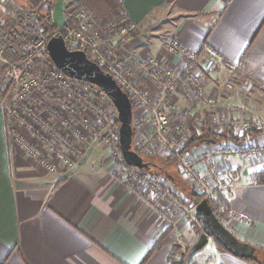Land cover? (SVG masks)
I'll return each instance as SVG.
<instances>
[{"label":"crops","instance_id":"1","mask_svg":"<svg viewBox=\"0 0 264 264\" xmlns=\"http://www.w3.org/2000/svg\"><path fill=\"white\" fill-rule=\"evenodd\" d=\"M44 10L36 0H0V40L26 15L33 19L30 14ZM78 10L101 25L126 15L137 26L123 52L131 62L159 55L180 65L165 51L174 35L201 61L208 48L217 49L239 71L228 76L218 67L207 74L195 117L213 123L252 119L264 126V0H54L51 13L71 22ZM4 73L0 62V264H172L171 255L187 248L186 264H256L218 250L213 238L191 251L202 227L172 209L177 221L171 223L117 180L95 151L78 169L42 172L11 138L1 103ZM167 105L187 113L191 102L179 89ZM204 150L192 149L195 156ZM212 163L236 175L234 195L221 192L229 211L220 219L257 248L256 256L264 250V154L215 155ZM204 165L198 164L206 173Z\"/></svg>","mask_w":264,"mask_h":264},{"label":"built area","instance_id":"2","mask_svg":"<svg viewBox=\"0 0 264 264\" xmlns=\"http://www.w3.org/2000/svg\"><path fill=\"white\" fill-rule=\"evenodd\" d=\"M39 1L52 11L54 0ZM136 30L137 26L131 23L126 15H119L112 18L108 24L101 25L96 24L94 18L85 10H78L74 20L71 22L66 21L56 29L52 36L62 34L66 39L67 45L69 43L68 47L70 49L86 51L87 55L103 69L111 73L129 94L134 110L135 105L146 109V113L143 116V121L145 122L143 123H151L154 131L148 134L145 148L149 142L157 140L159 148L157 147L156 149L158 151H167L178 157L183 177L190 180L198 192L211 195L220 191L225 192L226 196L232 197L236 187V175L231 169H221L213 165L212 158L215 155L229 156L234 153L251 158L264 152V146H259L254 138L246 139L239 144L222 142L221 147L218 148L217 146L214 147L215 145L205 146L207 153L201 159L194 160L188 151L183 149L184 151L180 152V148L177 147V141H181L184 134L186 138V134H188L185 124L180 123L181 129L180 132L178 131L179 133L177 132L180 140L173 141L170 137L172 122L167 102L177 90L182 89L191 102V107L186 114L192 115L191 113L200 104V96L205 91L204 83L207 74L220 67L228 76H233L238 73L239 67L226 60L222 53L214 48H208L206 57L201 61L200 54L190 49L185 41L177 35L167 40L165 51L169 55L179 57L181 60L180 65L172 66L166 58L159 55L148 56L145 62H138L133 65L121 54V50L134 40ZM52 36L35 43L25 44L19 47L18 52L14 50V53H18L21 56L20 62L9 61L4 55V49L0 46V59L8 67L7 87L1 103L8 114L18 116L19 103L26 101L35 91L45 93L50 87L54 86L69 90L79 101L83 100V93L87 92H99L102 97L110 99L99 86L72 78L52 61L47 49L48 41ZM40 60H43L44 63L42 64L45 70L36 72L34 69L35 63ZM135 75H146L147 79L154 85L153 88H156L155 93L157 94L153 97L147 91L149 89L141 86L135 79ZM2 90H4V87H2ZM32 114L33 112L29 110L27 115L30 117ZM19 118L20 123L27 122L20 115ZM88 121L89 119L85 118L83 121L84 125H87ZM66 122L67 120L64 121V124L68 125ZM224 122H216V130H223ZM132 123L134 124V116ZM31 127L33 128L34 124H31ZM234 127L235 132L242 135V131L247 130L250 127V123L247 119L240 120L235 122ZM8 128L15 146L23 152L25 151L34 164H41L48 171L58 170V165L62 161L68 163L70 167L74 166V163L66 158V154L62 150L57 151L52 148L49 151H41L29 141H26L23 137L24 133L18 128L17 124H12L10 121L8 122ZM79 132L80 130L76 131V133ZM53 139L54 136L51 134L48 137V141L52 142ZM148 150L153 151L152 148H148ZM51 151L53 152L51 153ZM198 161H205V165H210L207 167L206 173L198 169ZM124 166L117 165L115 178L122 181L134 196L160 211L171 223H176L177 218L172 216L171 212H166L163 204L165 196V198H170V194L165 192L166 189L164 190L161 184L150 175L140 173L136 169H127ZM136 179H141L144 182L136 181ZM170 199L173 200L171 201L175 207L174 205H168L169 210L177 211V207L181 217H190L193 223L197 226H202L195 214L196 204L192 207H185V198L180 194L174 195Z\"/></svg>","mask_w":264,"mask_h":264},{"label":"rangeland","instance_id":"3","mask_svg":"<svg viewBox=\"0 0 264 264\" xmlns=\"http://www.w3.org/2000/svg\"><path fill=\"white\" fill-rule=\"evenodd\" d=\"M41 5L44 11H49L51 15V20L54 23L56 29L62 26L65 22L59 19V13L56 12L55 16L52 15L51 9L47 8L43 5L39 0H36ZM42 11V12H44ZM32 13V12H31ZM40 14V13H39ZM30 14L34 16L32 19H28V15H26L21 22V25L16 29L12 30L10 36L7 38H2L0 40V46L4 49L5 57L10 61L20 62L21 56L18 53H14L16 50L18 52L19 47L23 45H27L29 43H35L36 41L43 40L44 38L48 37L44 31L42 26H39L37 23L38 15ZM36 28L35 34H29L30 30L28 27ZM137 35V34H136ZM127 47V46H126ZM125 47L122 48L121 54L125 57L126 55L123 54L125 51ZM155 56V55H153ZM126 58V57H125ZM127 60V59H126ZM147 60L146 57L137 60L138 62L142 63ZM131 64H137L138 62H131L127 60ZM0 62L5 65V73L3 77L2 85L4 90H2V97L5 94L7 81H8V67L6 64L0 59ZM44 63L43 60L36 61L35 63V71H44ZM135 79L140 83L141 86L148 88L150 94L154 97L157 93H155L156 88H153V84L147 79L146 75H135ZM150 82V83H149ZM84 98L82 101H79L75 96L66 89H62L59 87H50L47 92L42 93L35 91L26 101L23 103H19L18 106V116L10 115L7 113L4 105H2L6 115H7V122L12 124H17L18 128L24 133V138L26 141H29L32 145L40 149L41 151H49L52 148L55 150H62L63 153L66 154V158L69 159L74 163L73 167H70L68 163L64 161L60 162L58 165V170L56 171H48L43 167L41 164H38L37 167L42 172L47 173H57L62 175L64 172L78 169L80 165H82L86 159L89 157L92 151L95 153H99L101 157V163L104 165L108 164L109 167H113V176H115V172H117V165H125L127 169L132 168L136 169L140 173H146L150 175L152 178H155L159 184L163 187L165 192L170 194V198L174 195L180 194L183 195L185 198L184 205L185 207H192L194 206L195 202L192 200L191 192L195 191L198 192L197 189L193 187V184L190 180L185 179L180 171L178 157L174 154L168 153L167 151H158L156 148H159V143L157 140H153L148 143V146L145 148L147 136L148 134L154 131V128L151 123H143V116L146 113V109L142 108L139 105H135L134 110V130L135 135L133 139V148L137 150L143 157L145 161L151 162L153 158L159 159L156 160L159 166L150 167L149 169H141L138 167H129L128 165L124 164L123 155L119 145V120L117 118L118 112L115 106L113 105L110 99L104 98L101 96L99 92L92 93L87 92L83 93ZM29 110L33 112V114L29 117L27 114ZM168 112L170 114L171 122H172V129H170L171 138L173 141L180 140L179 132L181 129V125L185 124L187 133L186 138L185 134L183 135V139L181 141H177L178 148L181 151H188L190 156L194 160H199L203 157L206 150L203 151L202 154L194 155L192 149H187L188 139L191 134L190 127H189V118L191 116H195V113H191L192 115H187L186 112H177L173 113L170 108H168ZM188 112V111H187ZM9 115V116H8ZM19 115L26 119V123H20ZM85 118H88V124L84 125L83 121ZM67 120V124H64V121ZM196 120L198 123H201L200 120ZM69 121V123H68ZM249 121V120H248ZM257 128L261 126L254 121ZM111 123V124H110ZM31 124H34V127H31ZM261 129V128H260ZM80 130L79 133L76 131ZM179 131V132H178ZM246 130L242 131V134L245 133ZM178 132V133H177ZM53 134L54 139L53 141H48V137ZM79 134V135H78ZM254 139H256V143L259 146H264V131L255 135ZM215 145V146H214ZM222 142L206 145L202 144L199 146H195V148L200 147H209L214 146L217 148L221 147ZM183 146V147H182ZM182 147V148H181ZM148 148H152L153 151L148 150ZM146 149V150H144ZM156 149V150H155ZM184 149V150H183ZM194 149V148H193ZM20 150V149H19ZM24 153L25 158L30 160L29 156L25 151ZM53 151H51L52 153ZM261 155L264 152L260 153ZM257 154V155H260ZM169 158L174 159V163H164V160ZM154 159V160H155ZM160 159H162L160 161ZM164 159V160H163ZM176 159V161H175ZM58 160V159H57ZM31 161V160H30ZM206 163L205 161H198V164ZM210 163V162H209ZM197 167L199 169V166ZM36 165V164H35ZM150 165V163H149ZM151 166V165H150ZM205 169H207L210 165H204ZM201 170V169H199ZM136 181H143L141 179H136ZM211 181V180H210ZM144 182V181H143ZM168 189V190H167ZM200 193V192H199ZM205 198H210L212 200L218 199L222 194L220 191L213 193V194H206L202 193ZM223 195L226 196L225 192ZM166 197V196H165ZM164 197V206L166 212L170 213L168 205L172 206L174 203L172 199H168ZM172 200V201H171ZM175 207V205H174ZM178 213L180 212L179 209L176 207ZM179 217L181 214L179 213ZM191 222L193 227H196V224L193 223L190 217H182ZM201 228V227H200ZM177 252V250H175ZM264 250L260 251L255 258L259 261L264 263ZM205 257H208L209 249L203 252ZM177 255V254H176ZM175 254L171 255L170 262L176 264H186L188 261L191 253L189 252L188 248L184 249L183 252L178 253L177 257Z\"/></svg>","mask_w":264,"mask_h":264},{"label":"water","instance_id":"4","mask_svg":"<svg viewBox=\"0 0 264 264\" xmlns=\"http://www.w3.org/2000/svg\"><path fill=\"white\" fill-rule=\"evenodd\" d=\"M52 61L72 78L99 86L112 100L118 112L119 145L124 160L131 166L149 169V162L133 148L134 105L129 94L114 76L92 60L84 50L70 49L64 35L52 36L47 44ZM195 214L202 225V234L191 251L199 250L210 238L219 240L237 257H253L257 248L239 239L216 215L207 198L196 204Z\"/></svg>","mask_w":264,"mask_h":264},{"label":"trees","instance_id":"5","mask_svg":"<svg viewBox=\"0 0 264 264\" xmlns=\"http://www.w3.org/2000/svg\"><path fill=\"white\" fill-rule=\"evenodd\" d=\"M37 23L39 24V26H42L43 31L47 36H52L54 32L56 31V27L51 20V15L49 11L41 12L38 15ZM28 29L30 30L29 34H35V32L37 31L36 28L32 26L31 27L29 26ZM68 46H69V43H68ZM247 120H249L250 127L245 131L244 134L240 135L235 132L234 124L236 121L234 120L225 121L223 130L219 131V130H216V123L207 122V121L198 123L196 120V117L191 116L188 121L191 134L188 139L187 149L191 150L195 146H199L202 144L212 145V144H216L219 142H225V141H230V142L239 144L246 139L254 138L256 134L264 131V126L260 127L261 129L257 128L254 120L252 119H247ZM154 159L155 158H153L151 162L149 161L148 162L151 165L150 167L154 166L157 168L159 164H157L156 160H159V159H155V160ZM161 160L162 159H160V161ZM123 161L125 162L124 164L128 165L129 167H133L129 165L124 159ZM166 162L169 164L174 163V159L169 158L167 160H164V163ZM191 197H192V200L195 202V204L199 203L202 199L205 198L202 193L195 192V191L191 192ZM208 201L211 204L214 212L219 218H222L225 215V213L229 211L228 203L222 195L218 199H215V200L208 198ZM214 241L217 245L218 250L229 252L228 248L224 244H222L219 240L214 239ZM243 259L247 261H253L256 264H262V262L256 259L255 256L245 257ZM173 264H176V263H173Z\"/></svg>","mask_w":264,"mask_h":264},{"label":"flooded vegetation","instance_id":"6","mask_svg":"<svg viewBox=\"0 0 264 264\" xmlns=\"http://www.w3.org/2000/svg\"><path fill=\"white\" fill-rule=\"evenodd\" d=\"M202 227V226H201Z\"/></svg>","mask_w":264,"mask_h":264}]
</instances>
